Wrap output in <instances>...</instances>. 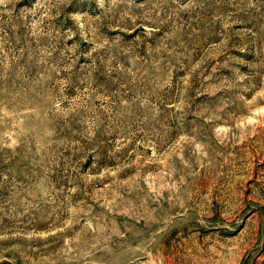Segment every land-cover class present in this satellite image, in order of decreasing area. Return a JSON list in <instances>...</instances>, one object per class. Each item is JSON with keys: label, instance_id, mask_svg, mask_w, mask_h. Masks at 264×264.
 I'll use <instances>...</instances> for the list:
<instances>
[{"label": "rangeland", "instance_id": "obj_1", "mask_svg": "<svg viewBox=\"0 0 264 264\" xmlns=\"http://www.w3.org/2000/svg\"><path fill=\"white\" fill-rule=\"evenodd\" d=\"M0 264H264V0H0Z\"/></svg>", "mask_w": 264, "mask_h": 264}]
</instances>
